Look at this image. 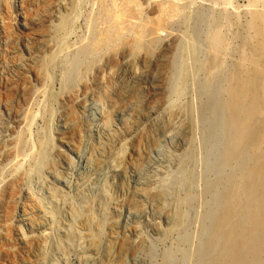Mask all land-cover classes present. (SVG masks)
I'll return each mask as SVG.
<instances>
[{"label": "rangeland", "instance_id": "obj_1", "mask_svg": "<svg viewBox=\"0 0 264 264\" xmlns=\"http://www.w3.org/2000/svg\"><path fill=\"white\" fill-rule=\"evenodd\" d=\"M23 1V17L38 7L43 13L25 26L20 0H0V69L5 55L13 62L29 49L36 57L56 42L59 0ZM74 1L80 15L59 48L49 89L26 75L0 92V109L8 110L0 153L16 144L21 150L13 163L0 160V264L25 257L18 231L28 236L27 225L19 228L14 213L6 219L32 202L29 193L53 217L33 229L37 264H200L227 179L244 168L224 165L223 103L242 66L252 71L257 61L264 75L248 28L253 11L264 14V0ZM216 30L224 45L212 64L208 39ZM103 38L115 47L84 54ZM5 42L16 49L4 54ZM97 125L102 142L93 139ZM48 129L54 147L43 149ZM85 155L92 161L81 167ZM170 209L178 228L168 221Z\"/></svg>", "mask_w": 264, "mask_h": 264}, {"label": "bare ground", "instance_id": "obj_2", "mask_svg": "<svg viewBox=\"0 0 264 264\" xmlns=\"http://www.w3.org/2000/svg\"><path fill=\"white\" fill-rule=\"evenodd\" d=\"M22 4H24V1L20 0L17 14L19 20L25 26L28 24L31 16L43 13L42 9L38 7V10L34 14L29 15L26 13L25 17H23ZM5 5L7 6V4ZM78 8V1L76 3L74 0H59L56 2V11L53 13L52 18V21L54 20L55 23L54 31H51L52 38L56 42L53 47H48L44 53H39L35 57L31 50L25 49L23 50L24 53L20 52L22 57L19 55L13 62L7 60L8 55L3 56L5 65L1 66L2 68L0 69V92L12 87L14 77L26 80V75H28V79L35 83L43 82V90L44 88L46 90L49 89L48 87L53 82V72L58 67L59 48L63 44L65 37H67L65 35L71 32L72 26H74L79 17L78 15H80ZM4 13L10 14L8 6L4 8ZM248 28L250 32V50H253L255 54H259V56L264 58V14L253 11ZM121 35L116 34L114 36L118 40L121 38ZM208 40L210 46L215 51L214 58H211L210 61L212 64H215L217 62V55L223 48L224 40L218 30L213 31ZM93 45L94 47H91L92 50L85 51V55L93 54V52L100 53L103 49L107 50L115 47L113 38H103V40H99ZM2 48L3 53L7 54L15 50L16 45L5 42ZM89 49L90 47L87 48V50ZM251 64L253 66L252 71H248L242 66L241 70L233 77L231 83L226 87L225 91L228 97L226 102L223 103V109L226 112L225 127L229 145L224 157V165H242V168H244L241 169L238 176H230L227 179L228 186L221 199V212L214 219L212 239L208 244L209 252L200 264H264V75H262L257 61H253ZM259 81L261 82L260 84ZM65 91V88H60V92L63 93ZM29 94L30 92H25L22 97L21 102H23L25 107L30 104ZM39 111L40 109L36 113ZM7 112L6 108L0 109L1 122L4 120L3 116L4 114L7 115ZM32 118H35V116ZM184 126L188 129L190 128V133L192 134L191 124L184 123ZM105 127L106 129H110L109 123ZM95 129L98 130H95L96 134L93 139H99L102 142L104 138H101L100 127L98 128L97 125ZM50 133L49 129L45 131L42 142L43 149L54 147V141ZM111 136L112 134L110 133L107 137ZM2 137V134H0V142L3 139ZM16 145V147L4 149L0 153L1 162L10 164L20 157L21 150L19 144ZM124 159L125 155L121 153L117 162L121 164ZM91 161V157L85 155L80 162V166H87ZM21 166L23 165L21 164ZM29 197L32 202H28L26 207L18 213H15V210H11L6 219L11 222L15 214L17 216L15 218L18 222L17 226L20 228L21 225H27L29 230L28 236L25 235L26 232L23 228H20L18 231L20 242L23 244V247H26L25 257L18 258L19 264H37L39 262V258L32 254L34 242L32 240V232L37 226L53 219L49 206H42L34 198L38 197L35 194L29 193ZM158 197H160L159 194ZM162 203L173 206L172 202ZM26 210L29 212H26ZM36 210H38V214L35 215ZM172 212L173 210L170 209V214L167 218L172 227L176 228L178 226L176 225L177 220ZM80 213L81 210L78 209L76 214ZM77 232L79 233V239H82V230L77 228Z\"/></svg>", "mask_w": 264, "mask_h": 264}]
</instances>
